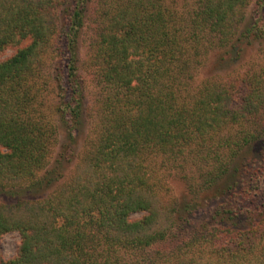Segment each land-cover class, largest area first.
<instances>
[{"label": "trees", "instance_id": "obj_1", "mask_svg": "<svg viewBox=\"0 0 264 264\" xmlns=\"http://www.w3.org/2000/svg\"><path fill=\"white\" fill-rule=\"evenodd\" d=\"M91 5L88 72L98 87V110L88 105L78 72ZM251 38L264 39V0H193L183 12L166 0H0V52L16 47L0 60V191L55 184L42 196L0 201V238L20 235L16 255L0 264H264V162L252 172L239 162L227 167L237 147L264 141V63L189 90L190 68L204 53ZM53 52L64 57L52 72L57 119L43 110L48 85L41 68ZM88 110L93 120L75 152ZM243 123L254 129L223 137ZM59 128L64 138L49 167ZM219 144L231 153L205 173L200 188L221 197L212 216L235 223L202 227L192 238L200 245L185 241L164 255L132 259L186 220L187 205L177 209L163 196L150 158L205 163L211 157L205 149ZM245 172L250 176L242 182ZM137 212L143 215L132 219Z\"/></svg>", "mask_w": 264, "mask_h": 264}, {"label": "rangeland", "instance_id": "obj_2", "mask_svg": "<svg viewBox=\"0 0 264 264\" xmlns=\"http://www.w3.org/2000/svg\"><path fill=\"white\" fill-rule=\"evenodd\" d=\"M167 3L173 4L178 11H188L192 5L193 0H166ZM254 3L251 2L250 6L246 11V18H248L253 10ZM95 7L91 5L90 13L88 16L89 23L88 27L84 28L80 39H79V63H78V72L80 75L84 76L86 79L85 82V92H86V101L88 105L93 106V110H98L99 107L95 101L98 96V87H96L95 80L91 72H88L90 68L89 59H88V41L91 37L92 33V25L93 18L95 17ZM247 21V19H246ZM247 22H243L239 27L238 31H241ZM24 41L22 43L25 44ZM237 47H228V48H220L214 47L213 49H209L204 56L202 57V61L199 65H196L190 68V75L193 76V80H189V90L192 91L195 87L200 85L202 80L210 79L215 77H220L223 80L230 78L231 76H235L238 72H243L250 64L258 65L259 63H264V39H256L251 38L250 41L242 40L236 43ZM57 46H63L62 38L57 40ZM241 48L239 51L238 49ZM16 47L8 46L4 50L0 52V60H3L9 57L14 53ZM64 60L63 56H60V53L53 52L48 58L45 65L42 66V71L44 73V78L47 81L46 85H48V90L45 94L46 103L45 107H43L44 112L50 118L57 119L58 113H55L54 105L58 101L57 95V83L52 79V72L54 69V64L58 61L62 62ZM100 93V92H99ZM187 93V92H186ZM95 103V104H94ZM94 104V105H93ZM100 105V103H99ZM89 118L83 128V132L77 135V140L75 143V152L80 151L82 148V144L87 135V131L89 128L90 120H93L94 111H87ZM244 127L234 126L233 128L224 131L223 137L236 139L243 135V131L246 129H254L253 124L251 123H243ZM58 142L53 145L49 167L55 164V157L60 149V143L64 138V130L59 128ZM213 144V143H212ZM220 146L211 145L212 147H208L205 150L210 151V156L208 162L202 163L197 161V158H186V161L182 159L180 162L177 161H167L163 160L162 156H153L152 160H150V167H153L152 172L156 177L159 178L161 184V193L163 196H167L173 200V203L176 204L177 209L184 210L182 205L185 204L186 210L185 215L186 220L180 221L179 219L174 223V226L170 229L167 237L153 244L151 247L145 248L144 250L137 251L131 253L132 259L137 258H155L159 256V254H166V252L173 251L177 248L179 244H183L185 241L194 242L196 245H200V241H196L193 238V235L201 236L202 227H208V230L213 228H225L226 226H231L232 222L235 223L234 218H227L226 215L223 221H220V217H213L212 213L216 210V208H220L221 197H214L213 189L209 190L207 194L200 188L202 185V179L205 176V173L208 172L209 169H217L220 166L221 161L226 162L227 160V147L224 144H219ZM238 148V147H237ZM236 148V156L230 163L228 162L227 167L236 163H242V165H247L250 169L249 172H252L259 163L264 162V141L260 144V142L254 143L252 146H244L242 149ZM231 153V152H229ZM76 154V153H74ZM226 158V159H224ZM75 160V159H74ZM72 160H67L64 162L63 171L68 174V172L72 169L73 165H70ZM197 161V162H196ZM206 161V160H205ZM73 164V163H72ZM204 172V173H202ZM245 172L240 181H246L250 173ZM203 174L200 177V174ZM190 185H193V189L190 188ZM52 187H55V184L48 186L45 190H41L39 188L30 190L27 189L24 185L17 188V192L12 191H0V201L2 202H15L18 198L26 199L33 198L45 195L48 193ZM201 190V191H200ZM165 196V197H166ZM175 206V205H174ZM188 211V212H186ZM143 215L141 212H137L132 214L131 218L136 219L140 218ZM178 237L173 234H180ZM20 243V235L18 232H8L2 235L0 238V258L9 259L13 258L16 255L18 245ZM193 244V246H194ZM160 250L159 254L157 251ZM127 258H130V252L126 254ZM159 258V257H158ZM163 258V257H160Z\"/></svg>", "mask_w": 264, "mask_h": 264}]
</instances>
